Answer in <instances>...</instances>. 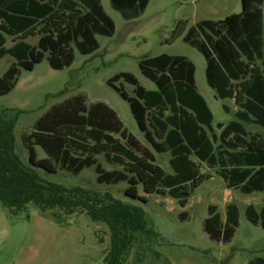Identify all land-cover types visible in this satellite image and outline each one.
<instances>
[{
    "label": "trees",
    "instance_id": "16d2710c",
    "mask_svg": "<svg viewBox=\"0 0 264 264\" xmlns=\"http://www.w3.org/2000/svg\"><path fill=\"white\" fill-rule=\"evenodd\" d=\"M239 1V13L219 21H200L182 38L204 57L206 82L216 98L233 99L237 107L233 120L214 132L212 113L195 86L194 65L185 57L142 58L138 68L155 90H145L125 72L110 77L106 85L127 102L151 150L169 153L171 173L155 163L152 151L123 128L113 110L101 102L86 107L79 95L52 107L29 134H23L30 167L14 152L16 120L0 117V203L6 213L16 217L28 203L57 222L53 210L65 215L84 213L108 229L103 264H122L135 245L156 236L145 212L109 192L42 180L34 169L77 175L93 167L97 184L126 182L124 195L143 203L147 199L139 195V188L146 195L166 196L186 205L193 189L212 177L200 173V164L214 168L228 190L245 195L264 192V0ZM148 2L109 0L124 20L138 17ZM114 29L99 0H0V60L6 55L15 60L0 76V96L12 90L18 66L31 71L46 58L54 70L68 67L73 46L81 55L90 54L98 48L96 36L110 37ZM34 36L36 44L29 43L28 38ZM7 37L13 42L10 47L5 46ZM120 80L134 86L133 97L115 85ZM222 108L229 112L225 105ZM249 125L261 129L250 132ZM34 146L46 158L37 159ZM99 155L121 169H103ZM245 217L264 229V203L259 210L248 205ZM237 225L235 204L226 205L223 219L216 206L209 205L202 230L210 240L227 243ZM248 264H264V260L257 258Z\"/></svg>",
    "mask_w": 264,
    "mask_h": 264
},
{
    "label": "rangeland",
    "instance_id": "374dc122",
    "mask_svg": "<svg viewBox=\"0 0 264 264\" xmlns=\"http://www.w3.org/2000/svg\"><path fill=\"white\" fill-rule=\"evenodd\" d=\"M99 1L115 26L110 37L96 36L98 48L87 55H81L73 46L71 65L60 70L50 68L46 58L31 71L18 66L12 90L0 96V117L16 120L14 152L27 167L30 165L28 150L22 142L23 134H29L33 124L52 107L79 95L84 98L86 107L97 102L108 106L123 128L141 146L151 150L137 128L127 102L106 85L110 77L125 72L134 76L145 90H155L154 84L138 68V62L146 57L168 54L183 56L192 62L195 86L212 113L214 132L218 133L234 118L237 107L233 99L216 98L206 82L204 57L182 38L189 27L200 21H219L239 13V0H149L145 10L131 20H124L111 8L109 0ZM28 42L36 44L37 36L29 37ZM12 44V39L7 37L5 46ZM13 63L15 60L9 55L3 57L0 76ZM115 85L129 97L134 96V86L123 80ZM223 105L228 108V113L223 110ZM246 129L254 132L261 128L249 125ZM34 151L37 159L46 158L40 147L34 146ZM152 153L155 163L166 173H171L169 153ZM97 161L107 171L121 169L107 164L102 155L97 156ZM199 166L200 173L212 177L193 189L184 206L166 196L146 195L141 188L139 195L147 201L130 199L124 195L126 182L97 184L93 167L83 168L77 175L59 169L53 174L34 170L42 180L65 187L109 192L116 200L138 206L145 212L147 224L156 236L135 245L122 264H248L257 258L264 260V229L253 226L245 217L248 205L256 210L263 205L264 192L245 195L228 190L222 179L215 175L214 168L209 169L204 164ZM228 203L235 204L238 209V225L229 242H214L202 230L207 207L215 205L223 219ZM53 212L58 215L59 222L28 203L16 217H10L0 203V264H103L109 247L107 227L91 221L84 213Z\"/></svg>",
    "mask_w": 264,
    "mask_h": 264
},
{
    "label": "water",
    "instance_id": "95a60500",
    "mask_svg": "<svg viewBox=\"0 0 264 264\" xmlns=\"http://www.w3.org/2000/svg\"><path fill=\"white\" fill-rule=\"evenodd\" d=\"M217 127H220V125H218Z\"/></svg>",
    "mask_w": 264,
    "mask_h": 264
}]
</instances>
